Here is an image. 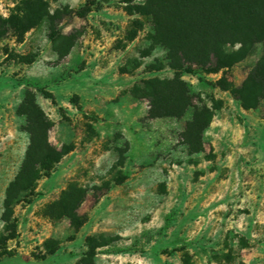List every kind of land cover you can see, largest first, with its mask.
<instances>
[{
  "label": "rangeland",
  "instance_id": "rangeland-1",
  "mask_svg": "<svg viewBox=\"0 0 264 264\" xmlns=\"http://www.w3.org/2000/svg\"><path fill=\"white\" fill-rule=\"evenodd\" d=\"M142 1L0 0V264H264V98L244 109L221 83L252 58L181 74L212 113L190 150L191 110L150 118L138 91L173 76ZM27 91L61 155L3 221Z\"/></svg>",
  "mask_w": 264,
  "mask_h": 264
},
{
  "label": "trees",
  "instance_id": "trees-1",
  "mask_svg": "<svg viewBox=\"0 0 264 264\" xmlns=\"http://www.w3.org/2000/svg\"><path fill=\"white\" fill-rule=\"evenodd\" d=\"M134 6L150 17L151 38L166 48L173 71L169 79L148 77L138 89L149 104L148 117H180L190 109L183 136L190 150L201 151V133L210 122L211 109L193 103L181 74L196 69L216 72L247 58L252 59L239 84L225 78L221 83L242 108L258 107L264 98V0H143ZM74 14L84 15L85 10ZM4 21L12 25L10 18ZM19 111L25 116L29 143L17 174L6 187L3 221H8L13 200L27 184L48 171L61 155L47 140L50 122L33 93L25 92Z\"/></svg>",
  "mask_w": 264,
  "mask_h": 264
}]
</instances>
